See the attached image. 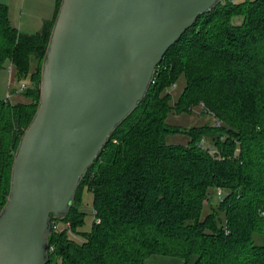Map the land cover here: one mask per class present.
Returning a JSON list of instances; mask_svg holds the SVG:
<instances>
[{"label": "trees", "instance_id": "16d2710c", "mask_svg": "<svg viewBox=\"0 0 264 264\" xmlns=\"http://www.w3.org/2000/svg\"><path fill=\"white\" fill-rule=\"evenodd\" d=\"M61 3L33 34L15 27L0 3V65L9 60L16 78L30 81L18 90L27 100H0V212L40 104ZM182 75L185 87L172 102L170 89ZM201 104L200 115L220 125L167 124L171 109L193 113ZM176 132L188 134V144L169 142ZM86 189L94 195V222L79 231ZM52 227L48 264H145L152 255L184 264H264V0H223L168 50L145 99L114 131L69 214L53 218Z\"/></svg>", "mask_w": 264, "mask_h": 264}, {"label": "water", "instance_id": "95a60500", "mask_svg": "<svg viewBox=\"0 0 264 264\" xmlns=\"http://www.w3.org/2000/svg\"><path fill=\"white\" fill-rule=\"evenodd\" d=\"M223 0H62L40 104L15 155L0 212V264H48L52 219L114 131L145 99L168 50Z\"/></svg>", "mask_w": 264, "mask_h": 264}, {"label": "rangeland", "instance_id": "374dc122", "mask_svg": "<svg viewBox=\"0 0 264 264\" xmlns=\"http://www.w3.org/2000/svg\"><path fill=\"white\" fill-rule=\"evenodd\" d=\"M243 1V0H236ZM0 3H5L9 7L10 22L22 32L33 34L40 31L47 19H54L56 0H0ZM236 18V22L241 21ZM186 78L182 75L177 84L173 86L170 91L173 95L172 102H176L185 87ZM24 85H30L29 79L19 81L16 78L15 69L12 63L7 60L3 65H0V100L9 99L12 103L25 101L27 97L18 92ZM203 105L194 108L193 113L178 112L170 110L166 116V122L171 127L176 128H190L193 126H200L212 121L215 125H220V122L215 117L202 116L200 113L203 111ZM189 135L183 132H176L168 136V141L177 144H188ZM224 193V191H222ZM220 196L216 195L214 202H217ZM94 195L88 189L84 190L82 201L80 204L81 210L85 213V222L79 227V231H89L94 222ZM72 237L79 238L77 234L71 232ZM80 239V238H79ZM256 242L260 241V237H255ZM162 261H155L151 258L148 264H179L181 258L176 256L161 255Z\"/></svg>", "mask_w": 264, "mask_h": 264}, {"label": "crops", "instance_id": "0c3cea01", "mask_svg": "<svg viewBox=\"0 0 264 264\" xmlns=\"http://www.w3.org/2000/svg\"><path fill=\"white\" fill-rule=\"evenodd\" d=\"M57 7H58V0H56V9H55V14H56V12H57ZM55 17V16H54ZM48 20H53V19H47V21ZM155 258V261L157 262V261H162V259H164V258H162V256L161 255H152V256H150L147 260H146V262H145V264H148V262H149V260L151 259V258ZM179 262V264H184V260L183 259H181L180 261H178Z\"/></svg>", "mask_w": 264, "mask_h": 264}, {"label": "built area", "instance_id": "2783aa9c", "mask_svg": "<svg viewBox=\"0 0 264 264\" xmlns=\"http://www.w3.org/2000/svg\"><path fill=\"white\" fill-rule=\"evenodd\" d=\"M24 87H25V85L22 88H24ZM98 221H99V219H98ZM58 264H60V263H58Z\"/></svg>", "mask_w": 264, "mask_h": 264}]
</instances>
